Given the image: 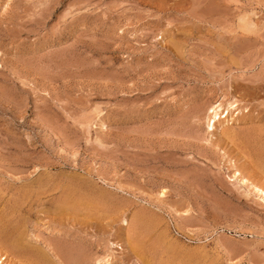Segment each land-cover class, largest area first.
I'll use <instances>...</instances> for the list:
<instances>
[{
  "label": "rangeland",
  "instance_id": "374dc122",
  "mask_svg": "<svg viewBox=\"0 0 264 264\" xmlns=\"http://www.w3.org/2000/svg\"><path fill=\"white\" fill-rule=\"evenodd\" d=\"M263 161L264 0H0L7 264H264Z\"/></svg>",
  "mask_w": 264,
  "mask_h": 264
},
{
  "label": "bare ground",
  "instance_id": "6f19581e",
  "mask_svg": "<svg viewBox=\"0 0 264 264\" xmlns=\"http://www.w3.org/2000/svg\"><path fill=\"white\" fill-rule=\"evenodd\" d=\"M245 21V20H244ZM252 27H251V25H248V23L247 24H244L243 25V29L245 30V31H248V32H252V29H251ZM246 33V32H245ZM224 97V96H223ZM222 106V105H221ZM220 103L218 104H215V105H212V106H210L209 108H208V115H209V117H208V121H207V128H206V131L207 132H210V133H212L213 134V132H215V130L216 129H218V128H220L221 127V129H222V133L223 134H227L228 135V133H231V132H229V128L227 127V125H229V122H228V119H225V117H224V119L222 118L223 116H221V113H219V111H221L220 110ZM222 108V107H221ZM229 114V113H228ZM207 115V116H208ZM249 117V116H248ZM207 119V118H206ZM221 119H223L224 121H221ZM227 120V121H226ZM232 120V119H231ZM230 121V120H229ZM243 121H244V119H243ZM250 123V122H249ZM217 125H219V127L217 128ZM235 131V130H234ZM234 135V134H233ZM236 135V134H235ZM234 135V136H235ZM251 139V138H250ZM254 144H255V142H254ZM260 144V143H259ZM256 146H258V145H256ZM262 161V160H261ZM264 162V161H263ZM262 163V162H261ZM239 171V170H238ZM237 171V173L235 172V174L233 175V177H235V176H240L241 177V174L239 173ZM238 182H241V183H243V184H246V185H248V186H250L254 191H256V193H259L262 197L264 196V188L263 189H261L258 185H256L254 182H253V180H251V179H248L247 177H245V176H243V177H241L240 179H238ZM17 204V203H16ZM1 217V216H0ZM3 220V219H2ZM5 220H7V219H5ZM143 220V219H142ZM124 223H126L127 224V222L126 221H124ZM5 229H6V227H4ZM12 230V229H11ZM0 232H3V234L2 233H0L1 234V236H4V237H2V238H4V240L5 239H7L8 237H10L9 236V230H6V232H4L3 230L1 231L0 230ZM13 234V233H12ZM0 236V237H1ZM18 244H21V243H19V240H18ZM30 245H31V243H29ZM37 244V243H36ZM39 244V243H38ZM59 244V243H58ZM28 245V244H27ZM48 245V244H47ZM20 246V251L19 252H21L20 254H22V250H24V249H26V247L24 248V246L22 247V245H16V247H17V249H18V247ZM28 247V246H27ZM33 247H35V246H33ZM46 247V246H45ZM48 247H50L51 248V246L49 245ZM48 247H47V249H48ZM55 247H57V250L56 249H53L52 250V248H51V250L53 251V252H56L57 251V253H54L53 255H54V257L56 258V260L59 262V264H70V263H72L73 261V263H75V264H81L82 263V258L80 259V253L81 254H83L82 253V251H77V250H74V251H72L71 249H68V248H64L63 246H55ZM15 248V247H14ZM38 248V247H37ZM44 248V247H43ZM37 250V249H36ZM50 250V251H51ZM56 250V251H55ZM2 251V250H1ZM1 251H0V264H7L8 262H7V257L5 256V254H2L1 253ZM17 251V254H19V252ZM26 251V250H25ZM38 251V250H37ZM52 251H51V253H52ZM87 251V250H86ZM27 252V251H26ZM26 252H24V254H26ZM40 252V251H39ZM45 253V252H44ZM38 255H39V253H37ZM49 255V254H48ZM87 256V255H86ZM82 257H83V255H82ZM31 260H32V258H31ZM54 260V259H53ZM79 260H81V261H79ZM101 260V259H100ZM48 262V261H47ZM55 262V261H54ZM78 262H80V263H78ZM86 262V261H85ZM89 262V261H88ZM95 262H97V264H102L100 261H99V263H98V261H95ZM108 262L109 261H104L103 262V264H108ZM51 263V262H50ZM90 263V262H89ZM95 264V263H94Z\"/></svg>",
  "mask_w": 264,
  "mask_h": 264
}]
</instances>
